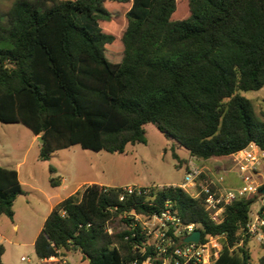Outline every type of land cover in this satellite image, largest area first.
<instances>
[{"label":"trees","instance_id":"obj_1","mask_svg":"<svg viewBox=\"0 0 264 264\" xmlns=\"http://www.w3.org/2000/svg\"><path fill=\"white\" fill-rule=\"evenodd\" d=\"M178 1L14 0L5 16L0 11V122L41 137L43 161L75 145L124 153L146 144L147 124L198 160L252 143L264 152V112L242 95L264 88V0H184L188 17L173 19ZM128 3L120 37L103 31L100 22L114 17L109 7ZM263 191L226 205L217 223L205 194L168 187L120 201V187L90 184L52 209L35 254L41 264L60 251L88 264H161L124 215L160 212L168 200L182 223L197 224L202 242L224 235L215 264H251L245 229ZM23 194L17 170L0 165V216L12 220ZM4 253L0 245V264Z\"/></svg>","mask_w":264,"mask_h":264},{"label":"rangeland","instance_id":"obj_2","mask_svg":"<svg viewBox=\"0 0 264 264\" xmlns=\"http://www.w3.org/2000/svg\"><path fill=\"white\" fill-rule=\"evenodd\" d=\"M14 0H0V11L3 16L7 14ZM131 4L121 7H109L114 15L111 21H102L100 26L103 31L120 37L126 24V13ZM189 15L187 2L178 1V7L173 19H185ZM255 106L259 116L264 112V88L258 91L242 92ZM146 144L128 145L124 153L95 152L83 149L79 145L54 152L48 160H41L40 140L26 126L3 124L0 122V162L4 166H16L22 162V168L34 172L33 181L21 178L25 183L36 186L37 190H29L27 196H21L14 203V218L0 216V234L4 236L1 244L5 247L3 262L6 264H41L34 250V242L41 232L44 222L53 205L76 188L83 190L89 181H99L108 185L142 186L152 185L178 186L183 182L186 170L190 166L189 152L179 146L173 139L162 134L153 124H147ZM177 154L178 159L173 156ZM189 160V161H188ZM195 166L202 170L197 189L202 184L214 181L213 176L206 174L209 167L204 160L193 161ZM187 166V168L185 167ZM54 171L51 172L50 168ZM204 169V170H203ZM63 181L65 188L53 187L50 179ZM260 187L264 186V159L261 168L255 175ZM264 192V191H263ZM264 195L257 199L252 206V214L264 209L262 202ZM251 214V215H252ZM17 225V229H15ZM118 229H123L124 224L118 221ZM110 234L114 232L109 225ZM251 264H260L264 255V244L252 238L249 243ZM25 257L27 260H21ZM66 264H88L78 253L59 252L57 257Z\"/></svg>","mask_w":264,"mask_h":264},{"label":"built area","instance_id":"obj_3","mask_svg":"<svg viewBox=\"0 0 264 264\" xmlns=\"http://www.w3.org/2000/svg\"><path fill=\"white\" fill-rule=\"evenodd\" d=\"M264 159V152L252 143L245 150L235 154V164L242 184L236 188H229L223 184L221 177L217 181L202 184L197 189L202 170L195 166L193 158L186 170L183 182L178 186L152 185L142 186H121L123 193L120 201H124L126 195L143 196L149 195L157 190L168 187H179L189 193L192 197L198 198L205 194L206 209L210 217L217 223L223 219L226 205L231 204L239 198L248 197L258 193L260 185L255 179ZM264 205V201L262 202ZM124 218H130L134 226L140 227V233L144 235L153 246L156 255L161 259V264H215L222 249L221 239L224 235L209 237L206 241L185 244L183 239L198 229L197 224H184L172 207V203L165 201L160 212L153 214H138L135 212L126 213ZM246 234L258 242L264 244V209L251 215L246 225ZM182 240L183 245H177ZM23 261L27 259L22 257ZM46 264H66L57 257H51L45 261ZM149 264V259L144 263Z\"/></svg>","mask_w":264,"mask_h":264},{"label":"crops","instance_id":"obj_4","mask_svg":"<svg viewBox=\"0 0 264 264\" xmlns=\"http://www.w3.org/2000/svg\"><path fill=\"white\" fill-rule=\"evenodd\" d=\"M261 90H263V88ZM193 158L194 157L190 156L189 160L191 161ZM204 162H207V165H209V167H206L204 172H206V174L209 175V176H213L212 179L214 181H217V180H219L222 177L223 180H224L223 184L225 186L229 187V188H236V187H239L242 184V181L240 179V176H239V173L237 171L236 164H235V155L228 156V157H223V158H210L208 160H204ZM0 165L4 166V165L1 164V162H0ZM4 167L17 170V172L19 174V179H20V181H21V183L23 185L24 191H25V194L20 195L19 197L28 195L29 190H27L25 188V186H27V185L30 186L31 190H33V191L37 190L36 186H34L32 184H29V183H25L22 180V178H21V174L22 173H24L26 179H29V181H31V182L33 181V178H34V172L31 169L30 170L23 169L22 168V162H19L18 164H16V166H12V167L11 166H4ZM185 167L187 168V166H185ZM63 181H64V179H62L61 185L59 186V188H63V189L65 188V186L63 185ZM90 184H99V185L105 186V187H121V186H118V185L104 184L103 182H99L97 180L89 181L86 184V186L90 185ZM77 191H79V188H76L73 191H71L68 194L67 197L75 194ZM18 198L16 199V201L18 200ZM62 200L57 201L53 205L52 209L56 206V204H58ZM13 208H14V206H13ZM15 229H17V225H15ZM3 240H4V236L0 234V245H3V244H1Z\"/></svg>","mask_w":264,"mask_h":264},{"label":"water","instance_id":"obj_5","mask_svg":"<svg viewBox=\"0 0 264 264\" xmlns=\"http://www.w3.org/2000/svg\"><path fill=\"white\" fill-rule=\"evenodd\" d=\"M38 138L40 140V143L42 144L44 142V140L41 137H38ZM201 237H202V233H201L200 230L197 229L192 234H190L187 237H185L183 239V242L185 244H188V243H198V242H200Z\"/></svg>","mask_w":264,"mask_h":264}]
</instances>
